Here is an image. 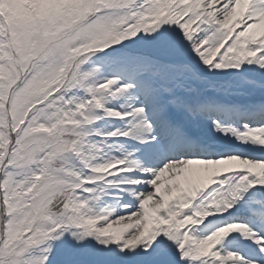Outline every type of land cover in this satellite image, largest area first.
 Masks as SVG:
<instances>
[{
  "label": "snow or ice",
  "instance_id": "1",
  "mask_svg": "<svg viewBox=\"0 0 264 264\" xmlns=\"http://www.w3.org/2000/svg\"><path fill=\"white\" fill-rule=\"evenodd\" d=\"M0 264H264V0H0Z\"/></svg>",
  "mask_w": 264,
  "mask_h": 264
}]
</instances>
